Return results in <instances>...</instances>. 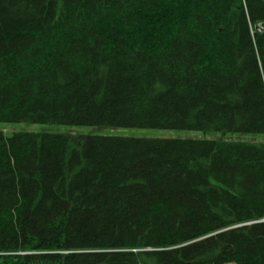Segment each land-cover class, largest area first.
I'll return each instance as SVG.
<instances>
[{
  "label": "trees",
  "instance_id": "obj_1",
  "mask_svg": "<svg viewBox=\"0 0 264 264\" xmlns=\"http://www.w3.org/2000/svg\"><path fill=\"white\" fill-rule=\"evenodd\" d=\"M0 122L213 134L0 129L4 264H264V0H0Z\"/></svg>",
  "mask_w": 264,
  "mask_h": 264
},
{
  "label": "rangeland",
  "instance_id": "obj_2",
  "mask_svg": "<svg viewBox=\"0 0 264 264\" xmlns=\"http://www.w3.org/2000/svg\"><path fill=\"white\" fill-rule=\"evenodd\" d=\"M0 129L6 135H10L15 131L28 130L39 131L48 130L56 132L68 133H102V134H121L131 136H155V137H201L205 135H213L210 132H200L193 130H179V129H154V128H94L91 126H70V125H48V124H32L26 122H0ZM218 136V135H215ZM223 137H236L234 135L222 134ZM243 137V136H241ZM259 135L256 139H260ZM0 264H4L3 259L0 257Z\"/></svg>",
  "mask_w": 264,
  "mask_h": 264
},
{
  "label": "water",
  "instance_id": "obj_3",
  "mask_svg": "<svg viewBox=\"0 0 264 264\" xmlns=\"http://www.w3.org/2000/svg\"><path fill=\"white\" fill-rule=\"evenodd\" d=\"M255 29H256L257 31H260L262 28H261L259 25H256ZM263 219H264V218H263ZM263 219H261V220H263Z\"/></svg>",
  "mask_w": 264,
  "mask_h": 264
}]
</instances>
